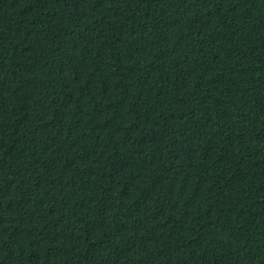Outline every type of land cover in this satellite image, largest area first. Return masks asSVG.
<instances>
[{"label":"trees","instance_id":"16d2710c","mask_svg":"<svg viewBox=\"0 0 264 264\" xmlns=\"http://www.w3.org/2000/svg\"><path fill=\"white\" fill-rule=\"evenodd\" d=\"M0 264H264V0H0Z\"/></svg>","mask_w":264,"mask_h":264}]
</instances>
